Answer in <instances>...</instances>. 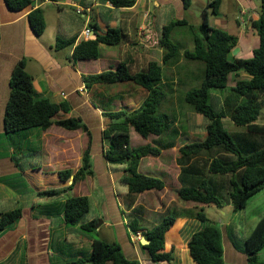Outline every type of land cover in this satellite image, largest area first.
<instances>
[{"label":"crops","instance_id":"1","mask_svg":"<svg viewBox=\"0 0 264 264\" xmlns=\"http://www.w3.org/2000/svg\"><path fill=\"white\" fill-rule=\"evenodd\" d=\"M210 1L202 3L208 7ZM191 6L186 9L183 0H134L130 7H115L108 0H33L32 5L18 11L11 10L5 0H0V138L11 135L6 133L4 125L5 108L10 95V78L16 63L24 60L26 70L34 77L36 95L56 103L67 100L72 110L59 117H81L92 132L94 171L92 177L73 183L74 175L82 165L86 144V136L79 130H67L65 134L60 129L53 130L54 127L59 128L55 125L42 130L40 136L45 141L46 154L43 160L52 171L42 166L36 168L32 164H21L19 158L15 157V148L7 149L8 154L0 156V223L5 213L20 209L21 215L14 222L0 227V264H72L91 254V245L95 239L93 232L100 234L103 228L111 229L114 226L118 228L123 240H127V244L122 243L121 246L129 259L139 260L141 264H194L188 242L195 232L205 226L196 219L200 212L196 210L203 211L206 205L180 201L176 191L184 187L180 180L181 168L177 163V151L185 144L181 138L186 131L192 139L191 134H194L197 125L180 126L176 122L174 127L179 131L178 134L154 136L156 138H153V142L151 136L145 139L147 144L161 148V155L141 159L139 171L161 179L165 187L160 191L128 195L127 188L121 187L123 185L120 183L125 167L109 164L104 155L108 144L102 137V131L109 122L104 111H115L121 107L138 108L144 92L136 86H122L123 90L119 92L120 87L117 85H95L89 90L83 81V75L114 70L122 61L128 62L134 71L145 67L150 60L163 64L164 51L153 45L155 36L158 37L162 28L173 21L185 19L190 22L185 15ZM37 8L44 11L46 20V28L41 35L32 31L28 18ZM222 11L236 12V25L243 31L252 28L256 34L251 21L258 18V7L253 0H223L219 13ZM222 26L228 28L227 24ZM86 28L92 30L90 37L84 34ZM109 29L121 30L127 39L119 46L100 45L98 59H72L73 50L80 42L94 40L97 35L105 34ZM61 40H74L75 43L57 49L56 44ZM110 47L119 49L121 54L118 58L115 55L104 57L101 54L102 50H112ZM184 50L181 49V55ZM181 55L177 61L164 65V71L168 72L165 76L170 78L164 77L161 84L187 82L191 65ZM234 58L236 60L241 57ZM98 63L101 65L97 66ZM114 93L116 95H111ZM117 96L121 97L120 103L114 101L112 109L111 101L119 100ZM237 129L246 130V127L237 126ZM25 157L22 154V158ZM142 168L147 170L142 171ZM65 170L71 171L67 181H63L59 175ZM20 176L27 180L28 187H20ZM70 186L72 187L69 189ZM65 188V192L55 196L40 194ZM74 191L79 196H88L91 209L97 206L99 215L86 218V221L83 220L84 216L78 224L69 226L64 218V205L67 200L64 195ZM144 194L150 195V203L138 202L142 199L139 196ZM119 197L125 201L127 219L121 214L124 212L119 205ZM170 207H174L177 213L173 227L166 233V251L173 248V260L154 263L140 246L142 238L135 239L128 224L137 220L141 227L139 232L143 233L160 224L169 215ZM217 208L223 210L225 207ZM232 209L229 204L225 214ZM234 215L235 221L232 218V221L220 225L215 220L212 221L219 225L222 233L225 264H247L244 245H238L231 237L232 225L240 219L236 230H244L245 240L263 215L257 221L255 217L244 214L242 217L237 212ZM100 217L103 221L96 224L95 231L90 232L91 234L80 229L81 225ZM102 240L116 242L117 237Z\"/></svg>","mask_w":264,"mask_h":264},{"label":"trees","instance_id":"2","mask_svg":"<svg viewBox=\"0 0 264 264\" xmlns=\"http://www.w3.org/2000/svg\"><path fill=\"white\" fill-rule=\"evenodd\" d=\"M5 1L8 8L18 11L33 3V0ZM108 1L115 7H130L134 4V0ZM183 1L186 9L192 4V0ZM222 1L209 2L208 7L212 9L213 14H219ZM28 18L32 31L41 35L46 28L44 11L41 8L34 9ZM251 25L259 38V45L249 58L230 60L229 54L237 47L239 38L222 28L212 26L209 14L204 10L200 25H193L185 19L176 20L164 26L158 37L155 36L153 45L164 51L163 64L150 60L145 67L134 71L128 62L122 61L114 70L83 75L84 84L89 90L95 85H117L120 87L119 92H122V86H136L144 92L138 108L104 111V116L109 119L102 131V137L108 144L104 155L109 164L125 167V174L120 178V183L127 188L128 195L160 191L165 187L161 179L139 171L141 159L160 156L161 148L150 144L132 147L131 129L144 139L179 133L174 127L175 122L168 115L159 113V108L166 98V93L161 87L164 65L177 61L181 55L180 45L171 39V33L177 26L186 28L193 41V49H185L181 56L187 61L204 64L202 83L184 95L185 103L202 116V123L196 127L192 139L186 131L181 138L185 144L177 151V163L181 168L180 180L184 187L176 191L177 198L187 203L222 207L223 201L218 196L221 189L226 192L228 204L237 212L244 210L250 199L264 189V124L259 122L261 110L264 109V0H260L258 18L252 20ZM126 39L127 36L121 30L109 29L105 34L97 35L94 40L80 42L73 50L72 59H98L100 45L119 46ZM74 43V40H61L56 44V48L63 49ZM231 74H244L245 77L228 87ZM116 100L113 99L111 103ZM71 110L67 100L56 103L48 98H38L34 77L26 70L25 61L16 63L10 78V95L5 108L6 133L18 134L32 128L47 130L54 125L69 131L83 132L86 144L82 165L73 178L75 184L94 175L92 132L81 117H59L61 114L70 113ZM225 119L238 127H246V132H230L225 126ZM202 155L212 156L206 164L205 174L196 163ZM59 175L63 181H67L71 171L65 170ZM203 176L205 179H202ZM65 191L66 188L40 194L55 196ZM90 209L91 200L88 196L67 199L64 205L66 225L78 224ZM20 215V209L3 214L0 227L14 222ZM196 219L205 226L195 232L188 242L194 264H225L219 225L203 212L197 213ZM97 223L98 220H93L81 225L80 229L86 232L95 231ZM174 223L175 217L168 215L160 224L143 232V237L149 243L139 244L146 250L151 262L173 260V248L166 251V233ZM128 227L132 234L141 230L137 220L129 222ZM91 247L92 252L88 257L78 259L72 264H141L139 260L127 258L118 242L95 238ZM263 249L264 215L244 241L243 252L247 256V264H264L259 258Z\"/></svg>","mask_w":264,"mask_h":264},{"label":"rangeland","instance_id":"3","mask_svg":"<svg viewBox=\"0 0 264 264\" xmlns=\"http://www.w3.org/2000/svg\"><path fill=\"white\" fill-rule=\"evenodd\" d=\"M207 1L208 0H193L190 11L187 12V14L185 15L186 18H188L191 24L198 26L201 24L203 20V11L207 9V11L209 12L208 13L209 21L211 25L215 27L223 28L222 25L227 24L228 28H223V29H226L229 33L236 35L239 38L238 45L230 53L229 58L231 60H234L235 56L241 57V58H249L251 53L257 47L259 43L258 36L255 34L254 30L250 28V29H247L246 31H243L242 28L238 27L236 25V20H235L237 13L234 11H228L226 13L222 11L218 15L213 14L212 9L209 7H206V5L202 3V2L206 3ZM253 2L258 7V12H259L260 0H253ZM239 26H241V23ZM171 39L174 43L179 44L181 49H193L192 38L190 34L188 33L187 29L182 26H177L174 28V30L171 33ZM110 48H112V50H108V51L102 50L101 54L104 57H111L112 55L113 56L115 55L118 58L121 54L119 53V49H113L114 47H110ZM185 61L191 65L190 76L187 78L186 80L187 82H183V83L182 82H178V83L169 82L166 85L161 84V87L166 93V98L164 99V101L162 102L159 108V113L168 115L172 121H174L175 123L177 122L178 125L180 126H183V125L188 126V125H193V124L195 126L196 125L198 126V124L200 125V123H202V116L195 113L192 110V108L188 104L185 103L184 95L188 91L198 87L202 83L203 76H204V64L198 61H187V60ZM96 65L99 66L101 64L98 63ZM167 73L168 72L165 70L164 77L170 78V77L165 76V74ZM243 77H245L244 74H241V76L231 74L229 76L228 87L233 86L238 79L243 78ZM173 79L177 80V78H173ZM111 95H116V93L111 94ZM117 97L119 98V100L117 99V101H119L120 103L121 97L120 96H117ZM114 105H115L114 103L110 105L112 106V109ZM121 109L126 110V108L124 107H121L120 110ZM259 122L264 124V109L261 110ZM224 123L230 132H235V133H245L246 132L245 129H237V126L231 123L228 119L227 120L225 119ZM56 129L58 130L60 129L65 134H67V130L64 128H60V127L53 128V130H56ZM41 133H42L41 129L32 128L27 131H22L18 134H11L8 137L6 136L1 137L0 138V156L7 155L8 154L7 149L10 150V147H13L16 150L15 157L19 158V162L21 164H26V165L32 164V165H35L34 167L36 168H41L40 166H42L44 169L48 171H52L50 168H47L43 160L46 154H45V141H42L41 136H40ZM191 136H194V134H191ZM151 138H152L151 142H153V140L156 137L151 136ZM96 144L98 145V143ZM146 144H147V141L140 134H138L134 129H131L132 147H139V146L146 145ZM9 154H11V152ZM22 154L26 155L25 159L22 158ZM209 157H212V156L202 155L201 158H199L198 161L196 162L199 165V167H201V169L203 170L202 171L203 174L206 173V167H207L206 164L209 162ZM150 160L153 161L152 159ZM144 170H147V169L142 168V171ZM209 176H211V174ZM209 178H206V179H209ZM202 179H205V177L203 176ZM19 180H20V187L22 188L28 187L27 180L25 178L20 176ZM121 187H125V186H121ZM84 191L85 190L83 189L82 192ZM76 196H79V195L75 191L73 193L69 192L68 195L67 194L64 195V199H68V198H72ZM218 196L223 201L222 204H223V207H225L223 210H219L217 206L215 205H210V206H205L203 211H201L200 209L196 211L203 212L204 214H206V216L209 219L215 220L219 225L223 222L232 221V218H235L233 219V221H235L236 216L234 215L235 212L233 211V209L229 211L227 214H225V212H227V206L229 205L227 202L226 192L220 189L218 192ZM139 197L142 199H139L138 202H143L144 204L146 202L147 203L151 202L149 194H144L143 196H139ZM118 202H119V205L122 206V209L124 212V213L121 212V214L123 215L124 219L125 218L127 219L128 217L126 216L127 211H126L125 201L119 197ZM190 204H193V203H190ZM168 214L172 215L173 217L177 215V213L174 210V207L169 208ZM237 214L242 217H243V214L245 216L255 217V221L259 219L260 215H264V189L248 202L247 209L244 213H243V210L242 211L240 210V211H237ZM96 215H99V208L97 206H94L90 210V212L85 215L84 217L85 219L83 220L86 221V218H91ZM232 215H234L235 217H232ZM130 220L131 219H128V221ZM239 220H237L236 222H233L232 230H231V237L232 239L235 240V242L238 245L243 246L244 241H245L244 240V237H245L244 230L243 229L236 230V228L239 227V222H240ZM102 221L103 219L100 217L98 219L97 224H101ZM112 223H114L113 220H112ZM124 227L127 228L126 225ZM86 233H90V232H86ZM93 234L95 235L94 237L97 239L110 240V239L117 237L116 242L118 241V243L120 244L123 243L124 245L127 244V240L125 241L123 240V237L119 235L118 228L115 226L112 227L111 229L103 228V231L100 234H97L95 232H93ZM104 235L106 238L104 237ZM142 237H143V234H142ZM259 258L264 261V249L260 252Z\"/></svg>","mask_w":264,"mask_h":264},{"label":"built area","instance_id":"4","mask_svg":"<svg viewBox=\"0 0 264 264\" xmlns=\"http://www.w3.org/2000/svg\"><path fill=\"white\" fill-rule=\"evenodd\" d=\"M84 34L86 37H90V35L92 34V30L90 28H86L84 31ZM142 234H143L142 232H138L137 234H134L135 239H137V240L141 239Z\"/></svg>","mask_w":264,"mask_h":264},{"label":"water","instance_id":"5","mask_svg":"<svg viewBox=\"0 0 264 264\" xmlns=\"http://www.w3.org/2000/svg\"><path fill=\"white\" fill-rule=\"evenodd\" d=\"M140 243H141L142 245H147V244L149 243V241H147L145 237H142Z\"/></svg>","mask_w":264,"mask_h":264}]
</instances>
